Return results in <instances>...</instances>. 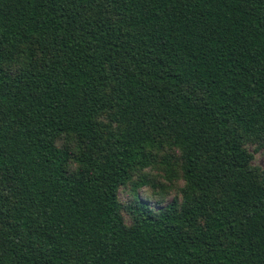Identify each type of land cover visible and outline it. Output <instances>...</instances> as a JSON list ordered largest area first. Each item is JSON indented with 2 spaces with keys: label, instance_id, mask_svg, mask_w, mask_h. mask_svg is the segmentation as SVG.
<instances>
[{
  "label": "trees",
  "instance_id": "16d2710c",
  "mask_svg": "<svg viewBox=\"0 0 264 264\" xmlns=\"http://www.w3.org/2000/svg\"><path fill=\"white\" fill-rule=\"evenodd\" d=\"M253 140L264 0H0V264H264ZM166 144L182 199L128 223Z\"/></svg>",
  "mask_w": 264,
  "mask_h": 264
},
{
  "label": "rangeland",
  "instance_id": "374dc122",
  "mask_svg": "<svg viewBox=\"0 0 264 264\" xmlns=\"http://www.w3.org/2000/svg\"><path fill=\"white\" fill-rule=\"evenodd\" d=\"M56 144L65 147L69 151H75L78 141L71 135H64L56 139ZM252 154L251 167L259 173L264 171V140H253L246 144ZM152 162L143 170L134 171L131 179L122 184L118 190V201L121 204L122 215L129 223L127 205L133 198V186L140 183L141 178L147 180L140 186L137 193L144 201L155 207L154 203L161 201V204L170 202L177 198L182 199V189L185 185L182 174V156L178 148L164 145L152 151ZM79 166L76 159L71 158L67 171L73 173Z\"/></svg>",
  "mask_w": 264,
  "mask_h": 264
}]
</instances>
